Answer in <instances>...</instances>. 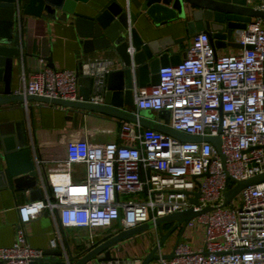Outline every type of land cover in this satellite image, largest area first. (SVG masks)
Returning a JSON list of instances; mask_svg holds the SVG:
<instances>
[{"label":"built area","instance_id":"1","mask_svg":"<svg viewBox=\"0 0 264 264\" xmlns=\"http://www.w3.org/2000/svg\"><path fill=\"white\" fill-rule=\"evenodd\" d=\"M245 3L264 8V0ZM231 38L243 45L217 54L207 32L198 31L178 63L158 68L157 83L135 90L138 108L169 109L171 127L219 135L223 158L209 139L184 140L127 119L118 132L132 144L71 139L64 157L46 172L44 194L16 205L15 237L0 246V264H30L43 256L44 248L30 244L25 225L44 210L60 227L93 228L117 221L125 228L189 206H207L187 221L203 225L202 241L193 246L181 238L170 257L159 255L145 264H264V179L241 187L224 202V191L235 179L264 170V18L252 15ZM94 65L83 71L94 73ZM18 92L75 100L76 70L46 65ZM156 121L164 123L161 116ZM34 160L40 168L42 157L36 154ZM74 163L84 164L83 178L73 177ZM160 236L157 230L155 242ZM56 240L51 237L50 245ZM171 246L159 243L157 251L168 252ZM142 257L89 264H140Z\"/></svg>","mask_w":264,"mask_h":264},{"label":"water","instance_id":"2","mask_svg":"<svg viewBox=\"0 0 264 264\" xmlns=\"http://www.w3.org/2000/svg\"><path fill=\"white\" fill-rule=\"evenodd\" d=\"M77 2L89 6L88 0H0V104L13 100L34 99L40 102L87 108L119 120L138 121L144 126L161 129L180 139L202 137L209 139L221 152L223 158L219 135L200 136L171 127L167 123L170 116L168 108L157 110L164 118V123L148 117L142 108L135 110L136 88L157 83L158 68L165 63H178L181 58L179 53L168 52L171 42L162 37L144 40L132 20H136L141 12L155 19L183 17L186 31L180 38L204 30L216 50L228 44L242 46L243 43L233 40L231 34L240 31L252 15L264 18V8L246 4L245 0H142L140 8L135 11L121 0H107L93 13H84L75 10ZM58 10L61 12L57 13ZM24 15H41L60 20H66L71 16L81 38L83 51L89 53L111 49L116 54L120 66L107 72L106 77L102 79L103 76L85 73L80 62L76 69L79 87L75 100L14 92L10 85L13 56L20 55V27ZM245 45L252 46L251 43ZM45 59L48 60L46 65L53 67L49 61L50 57ZM93 94L100 99L92 100ZM14 125L13 129H2L0 125V160L5 163L0 167V187L7 186L11 190L29 189L35 185L42 170L35 163L32 148L25 146L19 123L16 122ZM118 144L121 145L119 142ZM262 179H264V170L235 179L236 182L224 191V202L229 201L241 187ZM40 197L41 195L38 198ZM192 198L196 199L195 196ZM202 210L189 206L125 228L119 226L113 233L102 236L81 250L78 257L69 246L45 248L43 256L31 260L30 264H86L91 259L113 260L117 256L112 254V248L122 240L155 225L161 227L163 222L172 220L169 228L161 231L158 241L144 254L140 264H145L152 257L159 255L170 257L174 252L175 243L182 237L187 221ZM177 227L170 251L160 254L157 245Z\"/></svg>","mask_w":264,"mask_h":264},{"label":"crops","instance_id":"3","mask_svg":"<svg viewBox=\"0 0 264 264\" xmlns=\"http://www.w3.org/2000/svg\"><path fill=\"white\" fill-rule=\"evenodd\" d=\"M107 0H88L89 6L77 2L75 10L84 13H93L102 7ZM131 9L137 11L142 0H121ZM58 10L57 13H60ZM144 40L147 38L162 37L171 42L168 52L179 53L180 58L191 36L182 37L186 31L183 17L174 16L164 19H155L153 16L140 13L136 20H132ZM20 55L13 56L11 89L14 92L22 91L24 82L32 73L46 66L45 57H50L54 68H69L76 70L82 62L86 71L95 63L92 70L97 76L106 77L108 72L120 66L116 54L111 49L85 53L80 36L74 26L72 17L66 20L48 18L37 15H24L20 27ZM236 45H226L216 48V53L233 52ZM86 73V72H85ZM104 74V75H103ZM138 86V92L142 87ZM79 87V85H78ZM94 95V94H93ZM135 110L139 108L136 106ZM148 117L156 120L160 117L158 111L142 108ZM164 119V118H163ZM122 120L99 111L87 108L65 106L51 102H40L34 99L13 100L0 104V125L2 129H13L14 123H19L23 133L25 146L31 147L33 156L42 157L40 177L33 187L28 190L14 189L7 186L0 187V246L11 244L15 237V224L18 219L16 205L31 199H36L45 192L47 186L46 172L56 165V160L64 157L67 141L77 138H86L91 143L116 141L130 143L133 141L119 136V126ZM0 160V167L4 165ZM81 171V173H80ZM73 177L81 179L84 176V164L72 165ZM84 226L60 227L48 210L42 211L37 217L26 223V231L31 245L50 248L69 246L77 257L80 251L102 236L113 233L119 226ZM58 230L60 235L58 236ZM159 228L135 233L122 240L112 248V254L117 257L130 258L144 256L152 247L157 238ZM175 231L174 234H176ZM56 236V245H50V238ZM183 237V235H182ZM186 241H189L184 237ZM190 242V241H189ZM193 246L197 245L190 242ZM96 260V259H91ZM89 260L86 264H89Z\"/></svg>","mask_w":264,"mask_h":264},{"label":"rangeland","instance_id":"4","mask_svg":"<svg viewBox=\"0 0 264 264\" xmlns=\"http://www.w3.org/2000/svg\"><path fill=\"white\" fill-rule=\"evenodd\" d=\"M177 230H178V227L173 229V231L169 233V236L163 241L164 245L167 244V247H170L173 244L174 239L176 237V234L174 233ZM202 232H203V225L200 222L195 221L193 225L187 224L185 226L182 232L183 237L181 238L184 239V237H186L190 242L194 244H199L202 241V237H203Z\"/></svg>","mask_w":264,"mask_h":264},{"label":"trees","instance_id":"5","mask_svg":"<svg viewBox=\"0 0 264 264\" xmlns=\"http://www.w3.org/2000/svg\"><path fill=\"white\" fill-rule=\"evenodd\" d=\"M172 222H173L172 220H169V222H163L161 227L160 226H158V227L161 231L166 230L167 228H169V226L172 224Z\"/></svg>","mask_w":264,"mask_h":264},{"label":"flooded vegetation","instance_id":"6","mask_svg":"<svg viewBox=\"0 0 264 264\" xmlns=\"http://www.w3.org/2000/svg\"><path fill=\"white\" fill-rule=\"evenodd\" d=\"M115 223H116V222H114L112 225L114 226Z\"/></svg>","mask_w":264,"mask_h":264}]
</instances>
